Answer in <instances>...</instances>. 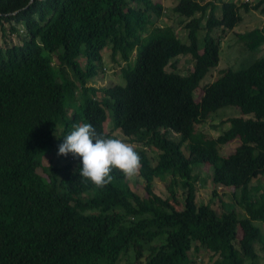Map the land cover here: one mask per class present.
Masks as SVG:
<instances>
[{
  "label": "trees",
  "instance_id": "16d2710c",
  "mask_svg": "<svg viewBox=\"0 0 264 264\" xmlns=\"http://www.w3.org/2000/svg\"><path fill=\"white\" fill-rule=\"evenodd\" d=\"M165 10L152 0H0V264H263L264 57L201 82L241 11L264 16V0H179L172 12L188 20V42L159 24ZM236 36L257 51L264 24ZM108 48L125 83L97 88ZM179 56L193 60L187 75ZM223 107L240 116L217 137L198 130ZM107 121L139 147L142 194L118 169L105 188L81 182L80 158L58 155V129L87 122L112 137ZM50 150L65 162L46 167ZM202 165L215 196L240 191L243 214L222 198L221 211L197 202Z\"/></svg>",
  "mask_w": 264,
  "mask_h": 264
},
{
  "label": "rangeland",
  "instance_id": "374dc122",
  "mask_svg": "<svg viewBox=\"0 0 264 264\" xmlns=\"http://www.w3.org/2000/svg\"><path fill=\"white\" fill-rule=\"evenodd\" d=\"M152 1H161V0H152ZM165 6L164 16L160 18L159 24L161 26H170L175 31L178 38H180L183 42H188L187 39V29L184 27L186 20L184 17L180 16L177 13L172 12V8L179 2V0H162ZM202 2H206L208 0H200ZM230 1V0H226ZM234 1V0H232ZM246 0H236V2H242ZM250 3H254L256 0H248ZM158 3V2H156ZM134 6V5H133ZM242 21L234 28L233 31L228 32L225 36H222L221 40V52H220V62L215 69H212L207 76L201 82V87H204L206 84L214 82L221 74L222 71L227 69L232 70H243L251 65L255 60L260 57H264V45L257 51H249L247 50L244 42L240 41L237 38V33H245L252 29L261 27L264 24V16L259 12L250 11L244 12L241 11ZM108 49L103 51V68L102 71L99 70L100 74L95 78L91 85H94L97 88L109 87L115 84H124V79L122 78L121 68L124 66V63L121 60L117 59V62H114L111 59V52ZM177 70L182 75H187L193 68V60L190 56H179L177 58ZM167 70L169 72L173 71L172 67H168ZM202 89H199L195 93V98L197 100L200 99L202 95ZM240 116L239 110L234 107H223L214 112L209 120L198 126V130L217 137L221 134L223 128L221 127L220 122L229 118ZM105 131L110 133L112 137L120 138L125 140L126 142H130L129 138L124 136V134L120 130H113V125L110 121L105 123ZM66 134L63 133L62 129H58L56 132V137L60 142L63 143L64 136ZM171 137L174 139H179L177 134L171 133ZM239 139H236L229 144L221 151L223 156H228L232 153L235 148L239 145ZM136 148H139L135 145ZM186 151V148H184ZM149 156L153 157L155 153L151 151H147ZM73 159H75L73 157ZM65 161L60 159L55 155L53 150H50L48 154L44 158V165L49 167L50 165H62ZM195 173L198 175L197 181V202L198 203H211L214 209L221 211L222 203L220 198L223 199L225 203L235 205V209L239 214H243L242 208L237 204V200L239 198L240 191H236L233 193V189L228 187L219 186L216 188L217 196L213 194L214 186L211 184V168L208 165H202L198 168H195ZM261 181L264 182V177H261ZM130 186L133 190L143 193V185L144 181L140 177V175H136L132 178H129ZM257 180L253 181L252 185H256ZM155 191L162 198L169 197V190L166 187V184L163 180H155ZM252 195V194H250ZM236 197V198H235ZM252 197V196H251ZM180 204L174 203L178 208H181L183 205V198L181 192H179ZM255 224L258 226H262L261 222L255 221ZM263 233L264 228L262 227ZM257 250L260 256L263 258L264 253L261 251L260 246H257ZM264 264V260H262Z\"/></svg>",
  "mask_w": 264,
  "mask_h": 264
},
{
  "label": "clouds",
  "instance_id": "9594fccd",
  "mask_svg": "<svg viewBox=\"0 0 264 264\" xmlns=\"http://www.w3.org/2000/svg\"><path fill=\"white\" fill-rule=\"evenodd\" d=\"M72 154L81 160V182L90 181L96 188H105L113 183L114 170L125 178L139 174L142 160L134 144L123 139L98 133L91 123L74 124L59 145L58 155Z\"/></svg>",
  "mask_w": 264,
  "mask_h": 264
},
{
  "label": "crops",
  "instance_id": "0c3cea01",
  "mask_svg": "<svg viewBox=\"0 0 264 264\" xmlns=\"http://www.w3.org/2000/svg\"><path fill=\"white\" fill-rule=\"evenodd\" d=\"M230 1H232V0H230ZM153 2H158V3H161V4H163V6H164V3H163V1L161 0V1H153ZM234 2H236V0H234ZM165 7V6H164Z\"/></svg>",
  "mask_w": 264,
  "mask_h": 264
}]
</instances>
